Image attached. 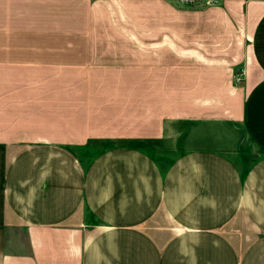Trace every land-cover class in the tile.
<instances>
[{"label": "crops", "instance_id": "1", "mask_svg": "<svg viewBox=\"0 0 264 264\" xmlns=\"http://www.w3.org/2000/svg\"><path fill=\"white\" fill-rule=\"evenodd\" d=\"M0 264H264V0H0Z\"/></svg>", "mask_w": 264, "mask_h": 264}, {"label": "rangeland", "instance_id": "2", "mask_svg": "<svg viewBox=\"0 0 264 264\" xmlns=\"http://www.w3.org/2000/svg\"><path fill=\"white\" fill-rule=\"evenodd\" d=\"M177 2L179 4H182V5H188V6L193 7V8H199V7H203L204 5H207L209 3L217 2V0H177ZM237 132H238V136H239V140H238L239 146H241V148H244L247 145L246 149L248 151L252 150V146H250V143L246 140V138L242 132V129L240 127L237 129ZM147 148L150 150V152H152L153 155L156 156V158L161 160V162L163 164L168 163L177 153V151H175V150H171L170 148H166L165 145H158V146L157 145L156 146L155 145H153V146L149 145ZM96 152H98V151H92V152L84 153L85 158L87 159L90 156H93ZM229 154H230V156H232V158L234 160L240 161L236 152H232ZM260 154H261V152L256 154V156H259ZM251 159L252 158H250L249 160H251Z\"/></svg>", "mask_w": 264, "mask_h": 264}]
</instances>
